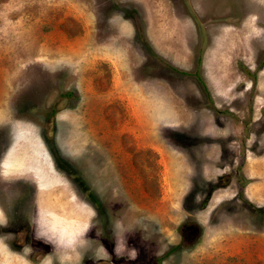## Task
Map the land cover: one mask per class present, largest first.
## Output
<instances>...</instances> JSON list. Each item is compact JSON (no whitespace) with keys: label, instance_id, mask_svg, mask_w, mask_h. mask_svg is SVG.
I'll use <instances>...</instances> for the list:
<instances>
[{"label":"rangeland","instance_id":"1","mask_svg":"<svg viewBox=\"0 0 264 264\" xmlns=\"http://www.w3.org/2000/svg\"><path fill=\"white\" fill-rule=\"evenodd\" d=\"M110 17L134 25L144 61L125 74L146 77L149 106L131 105V78V92L108 90L110 59L86 81L82 36L114 40ZM10 145L21 166L3 172ZM26 180L40 190L42 264H84L91 241L101 252L102 202L140 264H264V0H0V206L11 216L27 207L15 186ZM185 223L198 233L184 236Z\"/></svg>","mask_w":264,"mask_h":264},{"label":"flooded vegetation","instance_id":"2","mask_svg":"<svg viewBox=\"0 0 264 264\" xmlns=\"http://www.w3.org/2000/svg\"><path fill=\"white\" fill-rule=\"evenodd\" d=\"M25 182L32 183L29 185L25 184L30 186V188H26L24 184L15 186L17 187V192L26 191L29 194L27 207L30 205L32 207L30 210L27 209V207L24 210L22 200L19 204L13 203L17 208L14 207L16 211H14L13 216H11L10 212L5 211L3 207L0 206V211L3 214V218H0V264L43 263L45 247L42 233L39 231V220L37 217L40 190H38L39 188H37L38 186L35 184L36 181L26 180ZM69 182L73 183L72 180H69ZM10 204H12V202H10ZM101 208L104 210L103 216L106 219V224L103 229H101L102 238L101 240L99 239L101 241L100 246L102 247V250L97 254V248L93 249L94 243L91 241L92 249L89 248L87 249L88 251H85L87 254L84 256V264H140V262H144L141 259L139 246H132V250L128 249L125 251H122V248L121 250L118 248L119 245L117 243L116 231L113 225L107 224V208L103 202ZM182 228L187 230L184 235L186 237H189L192 234H197L199 231L198 227L187 223H185ZM89 230L90 227L87 228L86 233ZM128 246L129 245H127V248H129ZM130 252H133V254H130ZM52 259L54 260L53 264H60L57 255H53ZM149 261L150 260H148V264H151ZM152 261L155 263V258H152Z\"/></svg>","mask_w":264,"mask_h":264},{"label":"crops","instance_id":"3","mask_svg":"<svg viewBox=\"0 0 264 264\" xmlns=\"http://www.w3.org/2000/svg\"><path fill=\"white\" fill-rule=\"evenodd\" d=\"M139 1H142V0H139ZM145 3L153 4V3H155V0H151V1L150 0H145ZM82 8H83V10L86 9L85 6H83ZM108 19H109L108 22L111 23L110 25L113 27V30H112L113 33H110L111 34L110 37H113L114 40L108 41V42L107 41L106 42L105 41H101L98 38L97 33H95V29H94V33H95L96 38H98V39H95L94 44H92L91 32L90 31H89V34H84L82 36L84 41H85V46L87 45L86 46L87 49L85 50V53H84V57H85L84 59H85L86 62L89 63V65L86 67L87 69L85 68L84 76L86 77V81L87 82H88V79H89L90 90L93 88V85H95V83L93 81V74L91 73V71L90 72L87 71L88 68L91 69L93 66L96 65V60L95 59L98 58V57H100V58H102V59H104L106 61H108L107 59H110L111 60V65H113V67L116 70L115 71L114 68H113V71H115L114 74L117 77V80H116L117 83H115L116 82L115 81L114 84H112L110 86L111 88L108 89V90H110V91L118 90V91H120V93H122L125 89H127L129 92H131L130 91L131 88L128 89L129 83H130V87L133 86L131 84V82H129V81H131L130 80V78H131L136 83V85L133 86V88H134V90L137 91V93L134 92L132 94V95H135V96L129 97V99H131L130 101H132L131 105L133 106L135 101L137 103L140 101V103H142V104H143L142 101H144V105L145 106H149L150 105V101L152 100V98L148 97V95L145 93V91H147L150 87L148 85H144V86L141 85L145 81L146 77L135 79V78H133L132 75H130V73H128L127 75L125 74L126 71L129 72V70H131V69H129L130 67L131 68L133 66L136 67V66H138V64L142 63V61H144V60H142L141 53L135 47L133 48V45H132L133 43H132V41L130 39L131 36H132V33L135 30L134 25H133L131 20L125 19L123 17H120V18H112V17H110ZM184 22H185L186 27L187 28L189 27L188 29H190L192 27L189 22H186V21H184ZM145 26H146L145 33L147 35V38L151 41V43H153L157 47L156 50H158L159 53H161L164 58L168 59V54H169L168 52L169 51L164 49V47H161V45H160L161 43L159 44V41H158V40H161V38H162L161 34L163 32L162 31H160V32L158 31V33H157L155 30L151 29V27H153V25H151V23L149 21H147V24ZM73 47H74L73 50L75 51L76 46H73ZM69 49H72V47L71 48L69 47ZM96 50H100L101 52L103 51V53L98 55ZM190 51L192 53V49L191 50L187 49V51H186L187 55H189ZM75 56H74V58H75ZM121 56H123V57H121ZM121 58H123L127 62L123 63L121 61ZM130 62H131V66H129L128 68L127 67H122V65L124 66L126 64H129ZM121 68H123V69L120 70ZM117 74H122L121 78L124 76L123 77L124 80L118 81V75ZM213 79H214V82H215V80L217 81V76L213 77ZM86 81H85L84 84L88 86V83ZM122 83H126V84L124 85ZM101 90H104V89H101ZM166 91H167V93L170 94V92L168 90H166ZM167 102L168 103H165V106L168 105V106L171 107V100H168ZM136 105H139V103L136 104ZM182 113H184V112L181 111L180 115L178 117H174L173 121L175 122L176 119H178V118H180L181 120L183 118L186 119L185 117H182L183 116ZM170 119H172V118H170ZM180 119H178V120H180ZM37 144H40L38 142V140H37ZM39 148L40 147H38V149ZM12 149H14L13 145L12 146L10 145V147L6 146V148H5L4 154L6 153V156H5V160L2 163V171L3 172L4 171H8V170H13V168H15V167H18V169H20L21 164L14 165L11 162V160H12L11 156L13 155L11 153H15V152H12L13 151ZM42 156H43V153H42ZM33 168L31 167V170H32L31 172H35V170H34L35 168L34 169ZM38 170L42 171V166H39ZM52 181H54V178L52 179Z\"/></svg>","mask_w":264,"mask_h":264}]
</instances>
